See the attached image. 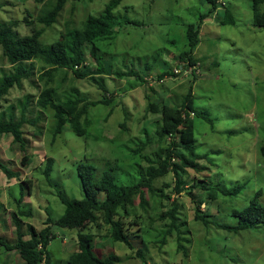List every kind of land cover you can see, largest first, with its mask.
Segmentation results:
<instances>
[{
	"label": "rangeland",
	"instance_id": "1",
	"mask_svg": "<svg viewBox=\"0 0 264 264\" xmlns=\"http://www.w3.org/2000/svg\"><path fill=\"white\" fill-rule=\"evenodd\" d=\"M52 1L0 0V21L17 22L28 12L38 17ZM108 2L68 1L58 22L45 29L40 39L42 46L46 48L60 40L68 25L81 28L89 15H99ZM223 3L233 24L222 23ZM220 4L217 18L211 13L201 26L194 54L198 64L188 67L187 63V71L180 76L172 71L176 65L188 62L181 58L187 45V27L197 25L200 15L209 13L206 0H123L115 11L116 33L98 42V60L86 49L89 71H109L103 77L106 89L67 70L56 71L49 85L39 82L42 88L53 86L59 99L82 96L86 103L101 102L90 106L87 117L81 120L86 129L83 136L66 124L53 140L55 117L51 109L42 115L36 110L26 113L35 124L23 127L24 148L13 142L11 135H0V160L19 174L10 178L0 169V234L8 243L17 241L13 213L23 221L22 231L29 238V224L41 230L49 217L56 220L64 214L66 206L61 196L67 200L84 198L80 164L95 166V181L112 168L119 184L138 182L139 171L148 167V159H157L159 146L156 140L160 115L148 110L149 102H175L180 106L192 91L195 109L209 118H194L196 150L203 159L196 168L180 172L185 182L182 193L176 191L177 176L172 172L155 182V195L146 192L147 205L135 210L140 217L132 214L130 222L126 220L132 249L105 238L106 225L86 232L102 234L96 238V254L105 258L116 253L122 257L119 264H264V225L238 233L214 225L236 226L239 218L234 213L249 206L258 192L264 206V28L254 25L253 0H221ZM23 26L21 33L28 34L30 29ZM36 26L43 28L38 23ZM35 63L37 70L50 67L41 60ZM148 67L157 73L163 70L159 67H168L163 72L171 75L165 79L154 71L153 79L157 80L153 83L151 74L146 73ZM11 69L0 50V75ZM131 69L148 75L147 79L143 76L146 82L115 73ZM161 78L164 80L159 82ZM24 88L13 89L9 102L3 105L31 90L28 84ZM20 114L18 111L17 116ZM25 156L27 160L23 162ZM49 158L53 160L50 179L44 174ZM23 182L31 188L25 191L19 205ZM239 185L244 188L238 194H222ZM198 209L208 215L210 224L195 219ZM170 211H176L179 219L175 226H171ZM54 231L57 238L49 243L47 252L53 264H66L77 251L78 230ZM179 243L183 246L180 250ZM138 250L143 257L137 256ZM0 264L24 262L18 251L10 253L0 246Z\"/></svg>",
	"mask_w": 264,
	"mask_h": 264
},
{
	"label": "trees",
	"instance_id": "2",
	"mask_svg": "<svg viewBox=\"0 0 264 264\" xmlns=\"http://www.w3.org/2000/svg\"><path fill=\"white\" fill-rule=\"evenodd\" d=\"M68 1L70 0L52 1L38 17H33L28 12L23 20L17 22L0 21V50L4 59L12 67L9 72L0 75V135H11L13 142L19 143L22 148L25 147L23 127L25 124H35L33 120L27 119L26 113L36 110L39 115H42L44 111L53 110L55 117L53 140H56L57 136L63 132L66 124H70L77 135L83 136L86 129L82 127L81 120L83 117H87L90 106H95L101 102L100 100L86 103V98L82 96L59 99L57 98L58 91L53 86L42 88L39 82H45L49 85L56 71L67 70L79 79L90 78L102 89H106L103 77L109 71L103 68L98 69L96 72L89 71L86 68V49L90 51L95 60H98L100 52L98 42L109 39L116 33L118 16L115 11L120 7L123 0H109L99 15H89L81 28L68 25L60 40L44 48L40 39L45 29L58 22V18ZM206 2L210 6L209 13L200 15L198 24H190L186 30L187 45L181 53V58L188 61L182 63L184 68L187 63L188 67H194L198 64L194 54H196L199 45L201 25L209 17V14L214 13L222 5L220 0H206ZM223 6L225 17L222 19V23L233 24L229 9H227L225 3H223ZM263 6L264 0H253L254 25L260 28H264ZM2 9L0 3V10ZM36 23L43 25V28L38 29ZM130 24L137 23L130 21ZM21 25L30 29L28 34L23 35L21 33ZM35 60H41L50 67L37 70ZM98 65L100 67L99 63ZM81 67H84V69L80 70ZM165 70L166 68L160 72L162 75L159 76L170 74L169 72H163ZM149 71H146V73ZM126 72L116 71L115 73L118 74V77L136 76V79L140 82H146L139 71L131 69ZM36 73L40 74L36 76ZM144 79H146L145 75ZM26 84L31 87L30 92L18 97L7 106L3 105L4 102H9L8 96L13 89L23 91ZM77 94L79 95L78 91ZM148 110L160 115V127L157 131L156 140L159 141V146L156 153L157 159H148V167L139 171L138 182H134L132 185L119 184L112 168H109L99 181H95V166L80 164L78 170L83 183L84 198L82 200H67L61 196V200L66 206L64 214L56 220L49 217L41 230L29 224L28 239H26L27 235L22 232L21 225L23 221L18 217L19 215L13 213V221L17 226V241L10 245L5 237L0 234V246L4 247L6 251H18L24 264H42L43 262L53 264L47 248L49 243L57 238L54 230L57 228L77 229V251L71 255L66 264H119L122 258L117 254H112L105 259L98 257L95 253V242L96 238L102 237V234H93L86 231L93 227L102 229V224L106 225L108 229H106L105 238H109L113 242H123L132 249L133 246L126 232V220L130 222L132 214L140 217L135 213V210L138 206L144 208L147 205L146 192L155 195V182L172 172L177 176L176 191L182 193L185 182L180 172L182 173L189 168H196L198 161L203 159V156L199 155L196 150L194 118H207L208 115L195 109L192 91L184 96L180 106L175 102L173 104L163 102L162 105L149 102ZM18 111L21 112L20 117L17 116ZM24 160H27L26 156L23 162ZM174 160H177L178 163H175ZM52 168L53 160L49 158L44 173L48 179L51 176ZM0 169L10 178L19 175L17 172L10 170L1 160ZM24 185L27 184L21 183L19 205L24 198L25 191L31 188V185L28 187ZM243 188V185H239L233 190L222 191V194L226 196L236 195ZM260 194L258 192L243 211L234 213L239 218L236 226L216 223L214 225L219 229L234 233L264 225V206L259 202ZM200 204H203V202H200ZM175 212L170 211L168 213L173 218L171 226H175L177 220H179ZM207 218L208 215L202 214L200 209L197 210L196 220L208 225L211 222ZM128 224L131 225V223ZM182 248V244L179 243L178 249ZM137 256L143 257L141 250L137 251Z\"/></svg>",
	"mask_w": 264,
	"mask_h": 264
},
{
	"label": "clouds",
	"instance_id": "3",
	"mask_svg": "<svg viewBox=\"0 0 264 264\" xmlns=\"http://www.w3.org/2000/svg\"><path fill=\"white\" fill-rule=\"evenodd\" d=\"M220 2H221V0H220ZM220 2H219V3H220ZM221 7H222V6L218 7V9L214 12L215 14L213 15V17L217 18V11H218ZM203 24H204V23H203ZM203 24H202V25H203ZM202 25H201V26H202ZM200 31H201V29H200ZM183 65H184V64H181V65L178 64V65H176V67H181V66L183 67ZM176 67H175L174 70L172 71V74H173V75H176V76H180V75H182V74L184 73V71H183L182 73H180V74H176V72H175ZM168 69H169V68L167 67L166 70H168ZM169 73H170V72H169ZM192 75H193V74H192ZM197 75H198V74H197ZM167 76H169V75H167ZM147 77H148V76H147ZM165 77H166V76H165ZM156 80H157V79H153V77H151V80H150V81L154 83V82H156ZM162 80H164V79H162ZM162 80H161V81H162ZM161 81H159V82H161ZM263 148H264V147H263ZM174 161L176 162V160H174ZM51 174H52V172H51ZM50 177H51V176H50ZM49 179H50V178H49ZM93 228H94V227H93ZM22 232H23V231H22ZM24 233H25V232H24ZM28 237H29V235H28ZM26 239H28V238H26ZM7 243H8V242H7ZM9 244L11 245V244H13V243L10 242ZM7 252L12 253V251H7ZM18 253H19V252H18ZM95 253H96V252H95ZM113 254H116V253H113ZM96 255H97V254H96ZM97 256H98V255H97ZM19 257L21 258L20 254H19ZM98 257H99V256H98ZM108 257H109V256H108ZM120 257H121V256H120ZM100 258H101V257H100ZM106 258H107V257H106ZM121 258H122V257H121ZM21 259H22V258H21ZM101 259H105V258H101ZM23 262H24V261H23ZM121 262H122V260H121ZM42 264H45V263L43 262Z\"/></svg>",
	"mask_w": 264,
	"mask_h": 264
},
{
	"label": "crops",
	"instance_id": "4",
	"mask_svg": "<svg viewBox=\"0 0 264 264\" xmlns=\"http://www.w3.org/2000/svg\"><path fill=\"white\" fill-rule=\"evenodd\" d=\"M207 19H208V18H207ZM207 19L205 20V22L207 21ZM165 68H167V67H163V68H162V67H161V68L159 67V70H160V69H163V70H164ZM154 71H155V69H151V70L149 71V74H148V75L151 74V77H153V76H154V73H152V72H154ZM155 74H156V75H157V74L162 75V74H160V73H157L156 71H155ZM148 75L145 76L146 79H147V76H148ZM156 75H155V76H156ZM143 76H144V74H143ZM167 77H168V76H166L165 79H166ZM160 81H161V80H160ZM162 81H163V80H162ZM112 254H113V253H112ZM112 254H109L108 256H110V255H112ZM108 256H105V258L108 257ZM101 258H102V257H101Z\"/></svg>",
	"mask_w": 264,
	"mask_h": 264
},
{
	"label": "built area",
	"instance_id": "5",
	"mask_svg": "<svg viewBox=\"0 0 264 264\" xmlns=\"http://www.w3.org/2000/svg\"><path fill=\"white\" fill-rule=\"evenodd\" d=\"M184 67H176V69H175V72H176V74H180V73H182L183 71H184ZM187 70H185L184 72H186Z\"/></svg>",
	"mask_w": 264,
	"mask_h": 264
}]
</instances>
